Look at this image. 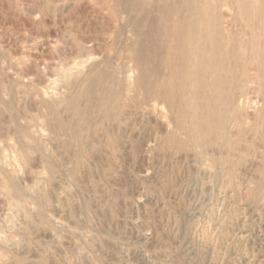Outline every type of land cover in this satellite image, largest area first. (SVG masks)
<instances>
[{"label":"rangeland","instance_id":"obj_1","mask_svg":"<svg viewBox=\"0 0 264 264\" xmlns=\"http://www.w3.org/2000/svg\"><path fill=\"white\" fill-rule=\"evenodd\" d=\"M0 1L4 5L0 4V264H264V0H120L123 8H126L123 9L122 19H131L135 30L134 48L143 51L146 49L144 52L148 53L145 57L147 63L145 60L141 62L146 69L147 78L154 79L161 74L157 75L156 66L163 68L165 75L156 81L154 79L158 90L163 96L169 92L179 115L187 118L181 123L180 130L177 129L170 136L161 134L154 121L157 118V113L153 110L156 96H151L153 93L149 88L136 92L135 96L128 95L132 99L127 104L123 102L125 97L122 95L113 97L104 93L103 95L113 99L117 96L115 100L119 102L113 108L105 107L106 99L103 98L104 102L101 100L99 107L90 105L92 110L98 111L94 113L90 106L79 105L77 99L86 92V95L89 92L90 95L101 92L102 89L97 90L95 87L98 81L104 80H96L100 77L96 74V77L92 76L93 79H89L84 85L85 90L81 88L77 92L75 103L69 105V118L64 121L61 118V121L58 118L51 120L54 128L46 130L47 139L40 141H28L27 128L36 125L42 118L36 110L30 111L22 102L28 90L26 84L31 78L22 73L28 62L26 53L30 50L32 54H38L36 50L33 52L31 44L35 46L42 41L46 43L44 52L49 64L46 76L57 80L59 72L82 58L79 46L85 40H90L88 43L93 49H100L98 53L107 56L112 69L126 68L133 59L129 47L120 46V41L132 33L126 32L123 22L118 20L115 29L95 25H91L92 28L87 25L88 28L82 21V15L77 14L67 1ZM107 1L109 0L106 3H110ZM127 1L136 4L133 3L131 7ZM147 1L155 2L152 4L155 9L152 6L151 10L146 9ZM62 4H65L64 8L58 10ZM46 5L49 11L45 10ZM99 6L100 3L97 4L98 8ZM111 6L112 3L107 8L101 4L100 9L115 19L114 8ZM140 9L145 14H140ZM196 11H199L203 25L201 48L205 46L201 66L198 65L200 60L196 63L193 37L187 31L189 26H193ZM159 12L161 15L165 13V16H161ZM174 15L178 17L175 18ZM53 28L61 29V33L57 34ZM153 28L160 29L161 32L154 31ZM140 29L141 33H138ZM212 31L218 55L211 69L210 63H207V55L210 53L207 43L209 32ZM145 35H150V39ZM153 36L160 38L157 40ZM142 38L147 44H144ZM198 66L202 76L199 77L200 83H196L191 73V69H198ZM226 85L231 87L232 96ZM90 89L94 92L91 93ZM200 100L201 110L209 113L211 127L206 134L198 130V126L190 118V112L195 113V104ZM226 112L234 123L231 133L224 130L221 120H218L216 133L213 121L222 118ZM77 117L78 120L75 119ZM105 123L111 125L105 126ZM154 138H157L156 143ZM141 139L143 141L140 142ZM93 151L103 154L107 161L93 159ZM110 157L115 165H109ZM11 167L17 168L10 172ZM80 169L86 171L82 177L84 180L79 177ZM154 174L156 180L153 183L149 179ZM169 182H172V186L168 191Z\"/></svg>","mask_w":264,"mask_h":264},{"label":"bare ground","instance_id":"obj_2","mask_svg":"<svg viewBox=\"0 0 264 264\" xmlns=\"http://www.w3.org/2000/svg\"><path fill=\"white\" fill-rule=\"evenodd\" d=\"M5 1V0H4ZM60 1H64V3H66V1H67V4L68 5H71V8L75 11V12H77V14H79V15H82V17H83V19H82V21H84V23H85V25L87 26V25H92V26H99V27H103V28H106V29H115V27H116V20H118V21H120L121 23L123 22V26H124V30L126 31V32H131L132 33V35H127L125 38H122L121 39V41H120V46H124V47H129L128 49H129V52H130V56L132 57V59H133V61L131 60V62L132 63H129L130 65H128L126 68H121V70H118V69H112L111 68V66H110V64H109V61H108V58H107V56L105 55V56H103V55H101V52H99L98 53V50H100V49H93L92 48V45L91 44H89L88 42H90V40H85V41H81V45L79 46L80 48L79 49H81L82 50V58L79 60V61H77V62H75L71 67H69V68H67V69H63L61 72H59L58 74H60L58 77L59 78H57V80L56 79H54V80H51L49 77H47L46 76V72H47V67H48V62L46 61V59H45V57H46V53L44 52L45 51V48H46V43L45 42H39V43H36L35 44V46L33 45V43L31 44L33 47V52L36 50V51H38V54L36 53L35 55H34V53L32 54L31 52H30V50L28 51V53H26L27 54V57H28V62H27V64L25 65V69H23V71H22V73H23V75L25 74L26 76H30L31 78H30V81L28 82V84H26V86L28 87V90L25 92V95L23 96V99H22V102H23V104L30 110V111H32V110H36L38 113H39V116H40V118H42V121H38V123L36 124V125H31V127L29 126H24V127H26L27 128V131H28V133H27V138H28V141L29 140H33V139H36L37 141H40V140H45V139H47V136H46V133L47 132H45L46 130H49V131H51L53 128H54V123H52L51 122V120H53V119H55V118H58V120L59 121H61L59 118H61L63 121L65 120V119H68L69 118V116H70V113H69V105H71L74 101H75V98L77 97V95H78V91L81 89V88H83L84 87V85L89 81V79H93L92 78V76H94L95 75V77H96V74L97 75H99L100 77H99V79L97 78H94V80L96 79V80H100V79H103L104 80V82H101V81H98L99 83L96 85V87H95V89H102L101 90V92L99 93H94V94H92V95H90V92H89V95H86L87 94V92H86V94H84L82 97H80L79 99H77V103L79 104V105H81L82 107H87V106H95V108H96V106H98L99 107V105L101 104L100 103V101L104 98V100H105V104H104V106L106 107V106H113V107H115L114 105H117L116 103L117 102H119V100H115L116 98H117V96H116V98L115 99H113L112 97H107V95L105 96V95H103L104 93H106V94H108V95H113V97H114V95H122V96H124L125 98H123L124 100H123V102H125V104H127L126 102H128L129 103V100H131L132 98H130L131 97V94H133L134 96H135V94H137L136 92H140V90H146V88H149L151 91H152V93L153 94H151V96L152 95H155L156 97H155V104H154V107H153V110L157 113V118H156V120H154V121H156L157 122V127L156 128H158L159 130H160V133L162 134L163 133V135L165 136V135H169L170 136V134H172V133H174L175 131H177V129H179L180 127H181V123L187 118H185V117H181L180 115H179V113H178V109L176 108V106H174V102L173 101H171V99H170V95H169V92H167V90H166V94H164V96L162 95V94H160V92H159V87L157 86V82H155L157 79H159V77L160 78H162L164 75H165V71L163 70V68L161 69L160 68V66H156V68L157 69H155V71H156V73H157V75H159L160 73V75L157 77V78H155L154 77V74H153V77H154V79H155V81H154V79H148L147 78V76H146V73H145V68L142 66V63L141 62H144V60H145V62H146V60L147 59H145V57H146V55L148 54H146L144 51L146 50H144L143 51V49H135L134 48V43H135V30H134V28H133V26H132V23H131V19L130 20H125V19H122L123 18V14H124V11H123V9L125 8V6H124V8H123V6L121 5V3H120V0H109V1H107V2H110V3H112V6L111 7H113L114 8V11H113V15H114V17H115V19L114 18H112V17H110V15H106L104 12H102V9H100V7H101V4H104V7L105 8H107V7H109V5H110V3H106V0H100V2L99 1H97V0H60ZM128 1H133V0H128ZM127 1V2H128ZM156 1V0H155ZM164 1V0H163ZM181 1V0H180ZM183 1V0H182ZM198 1V0H197ZM233 1V0H232ZM231 1V2H232ZM235 1V0H234ZM45 2V1H44ZM100 3V6H99V8L97 7V4H99ZM125 2V1H124ZM126 2V3H127ZM161 2V1H160ZM184 2V1H183ZM201 2V1H200ZM218 2V1H217ZM129 3V2H128ZM133 3H135L136 4V2H133ZM132 3V4H133ZM155 2H151V1H147V3H146V9H148V10H151L152 9V4H154ZM157 3V2H156ZM164 3V2H163ZM163 3H160V4H163ZM166 3H168V1L166 2ZM165 3V4H166ZM221 3V2H220ZM225 3V2H224ZM235 3V2H234ZM0 4H1V1H0ZM3 4V3H2ZM1 4V6H4V5H2ZM14 4V3H13ZM132 4H130L129 3V5L131 6ZM141 4H142V2H141ZM182 4V3H181ZM207 4H208V2H207ZM233 4V3H232ZM236 4V3H235ZM235 4H234V7H235ZM242 4V3H241ZM5 5H7V4H5ZM64 5L65 4H62V5H60L59 6V9L58 10H62L63 8H64ZM144 5V4H143ZM158 5V4H157ZM183 5V4H182ZM201 5V4H200ZM229 5V4H228ZM103 6V5H102ZM139 6H140V3H139ZM152 6V7H151ZM155 6H156V4H155ZM165 6H167V4L165 5ZM18 7V6H17ZM53 7V6H52ZM104 7H103V9H104ZM132 7V6H131ZM134 7V6H133ZM158 7H159V5H158ZM158 7H157V9H158ZM162 7H164L163 5H162ZM186 7V6H185ZM196 7V6H195ZM233 7V8H234ZM10 8V7H9ZM140 8H142V6L140 7ZM154 8V7H153ZM166 8V7H165ZM182 8V7H181ZM224 8V7H223ZM7 9V8H6ZM66 9V8H65ZM126 9V8H125ZM132 9V8H131ZM134 9V8H133ZM132 9V10H133ZM155 9V8H154ZM210 9H211V7H210ZM10 10V9H9ZM45 10L46 11H49V8H48V6L46 5L45 6ZM130 10V9H129ZM142 10H143V8H142ZM142 10L140 9V11L142 12ZM166 10V9H165ZM183 10V9H182ZM209 10V9H208ZM12 11V10H11ZM139 11V10H138ZM154 11V10H153ZM152 11V13H154ZM156 11V10H155ZM170 11H171V9H170ZM169 11V12H170ZM177 11H178V9H177ZM179 11H181V9L179 10ZM191 11V10H190ZM13 12V11H12ZM45 12V11H44ZM74 12V13H75ZM140 12V14H145V13H141ZM150 12V11H149ZM157 12V11H156ZM164 12V11H163ZM167 12V11H166ZM195 12V11H194ZM217 12V11H216ZM251 12V11H250ZM48 13V12H47ZM52 13V12H51ZM151 13V14H152ZM160 13V12H159ZM159 13H158V15H159ZM172 13V12H171ZM182 13L184 14V12L182 11ZM187 13H189V12H187ZM199 13V11H196V18H195V20L193 21L194 23H193V26H189L188 28H187V31L190 33V36L191 37H193V41H194V47H193V50L195 51V58H196V63L198 62V65H200L201 66V60H202V51L205 49V46L203 45V48H201V43H200V39H201V33H202V31H203V25H202V23H201V21H200V19H202V18H199L200 17V14H198ZM212 13V12H211ZM55 14V13H54ZM54 14H53V16H54ZM139 14V15H140ZM165 14V13H164ZM163 13H162V15H164ZM167 14V13H166ZM194 14V13H193ZM214 14V13H213ZM223 14H224V12H223ZM26 15V14H25ZM34 15V14H33ZM50 15V14H49ZM60 15V14H59ZM73 15H75V14H73ZM131 14H129V16H130ZM160 15H161V13H160ZM159 15V16H160ZM161 15V16H162ZM178 15H180V12L178 13ZM210 15V14H209ZM14 16V15H13ZM23 16V15H22ZM53 16H52V18H53ZM165 16V15H164ZM168 16V15H167ZM176 15H174V17H175ZM185 16V19H186V15H184ZM194 17H195V15H193ZM212 16V15H211ZM1 17V16H0ZM3 17H4V15H3ZM59 17V16H58ZM155 17H158V16H156V14H155ZM154 17V18H155ZM173 17V16H172ZM173 17V18H174ZM176 17H178V16H176ZM175 17V18H176ZM240 17V16H239ZM11 18V17H10ZM43 18V17H42ZM52 18H51V20H52ZM147 18H148V16H147ZM147 18H146V20H147ZM152 18H153V15H152ZM165 18V17H164ZM175 18H174V20H175ZM204 18V17H203ZM221 18V17H220ZM12 19V18H11ZM19 19V18H18ZM67 19V18H66ZM70 19V18H69ZM75 19V18H74ZM163 19V18H162ZM181 19V18H180ZM205 19V18H204ZM5 19H3V21H4ZM21 20V19H20ZM45 20V19H44ZM58 20V19H57ZM155 19H153V21H154ZM158 20H160V19H158ZM169 20V19H168ZM167 20V21H168ZM178 20H179V18H178ZM182 20V19H181ZM254 20V19H253ZM14 20H12V22H13ZM40 21V20H39ZM67 21H70V20H67ZM162 20H160V22H161ZM180 21V20H179ZM183 21H184V19H183ZM189 21V20H188ZM2 22V21H1ZM0 22V23H1ZM15 22V21H14ZM17 23H18V21H16ZM20 22V21H19ZM33 22V21H32ZM52 22V21H51ZM61 22H63V19H61ZM81 22V21H80ZM146 22V21H145ZM144 22V23H145ZM159 22V21H158ZM181 22V21H180ZM179 22V23H180ZM237 22V21H236ZM39 23V22H38ZM60 23V22H59ZM70 23H72L71 21H70ZM78 24H79V22H77ZM147 23V22H146ZM162 23H163V21H162ZM161 23V24H162ZM206 23V22H205ZM208 23V22H207ZM210 24H211V22H209ZM213 24H214V21L212 22ZM11 24V23H10ZM36 24V23H35ZM65 24H66V22H65ZM69 24V23H68ZM149 24H150V21H149ZM164 24H165V22H164ZM167 24H169L168 22H167ZM170 24H171V21H170ZM175 24V23H174ZM182 24V23H181ZM228 24H230V23H228ZM228 24H226V25H228ZM237 24V23H236ZM21 25H22V23H21ZM27 25V24H26ZM30 25H32L31 23H30ZM64 25V24H63ZM72 25H73V23H72ZM163 25V24H162ZM172 25H173V23H172ZM178 25V24H177ZM185 25V24H184ZM212 25V24H211ZM215 25V24H214ZM213 25V26H214ZM234 25V24H233ZM238 25V24H237ZM255 25V24H254ZM76 26H79V25H76ZM92 26H91V28H92ZM151 26V24L149 25V27ZM157 26H160L159 24L157 25ZM164 26V25H163ZM169 26V25H168ZM178 26H180V25H178ZM236 26V25H235ZM67 27V26H66ZM72 27V26H71ZM75 27V26H74ZM73 27V28H74ZM88 28H89V26H87ZM122 27V26H121ZM162 27V26H161ZM216 27V26H215ZM233 27V26H232ZM30 28V27H29ZM33 28V27H32ZM38 28V27H37ZM63 28H64V26H63ZM82 28V27H81ZM142 28V27H141ZM152 28V27H151ZM158 28H160V27H158ZM163 28V27H162ZM171 28H172V26H171ZM177 28V27H176ZM207 28H208V26H207ZM213 28V27H212ZM43 29V28H42ZM53 29H55V28H53ZM65 29V28H64ZM84 29V28H83ZM100 29V28H99ZM154 29V28H153ZM169 29H170V27H169ZM181 29H183V27L181 28ZM206 28H204V30H205ZM209 29H210V27H209ZM208 29V30H209ZM34 30H35V28H34ZM39 30V29H38ZM52 30V29H51ZM56 30V32H57V34H59V33H61V29L59 30L58 28H56L55 29ZM77 30V29H76ZM82 30V29H81ZM92 30V29H91ZM141 30L142 29H140V32H138V33H141ZM147 30V29H146ZM160 31L161 32V30L159 29V30H157V29H154V31ZM174 30V29H173ZM227 30H228V28H227ZM233 30V29H232ZM25 31V30H24ZM33 31V30H32ZM80 31V30H79ZM106 31V30H105ZM124 31V34L126 33ZM148 31V30H147ZM153 31V32H154ZM163 31H164V29H163ZM178 31V30H177ZM181 31V30H180ZM183 31V30H182ZM181 31V32H182ZM36 32H38V31H36ZM35 32V33H36ZM98 32V31H97ZM151 32V31H150ZM175 32V31H174ZM179 32V31H178ZM186 32V31H185ZM185 32H184V35H185ZM228 32H229V30H228ZM233 32V31H232ZM33 33V32H32ZM143 33H144V30H143ZM146 33V32H145ZM152 33V32H151ZM207 33V32H206ZM51 34V33H50ZM53 34V33H52ZM69 34V33H68ZM147 34V33H146ZM149 34V33H148ZM153 34H155V33H153ZM157 34V33H156ZM162 34H163V32H162ZM175 34V33H174ZM177 34V33H176ZM180 34V33H179ZM33 35V34H32ZM44 35V34H43ZM142 35V34H141ZM168 35V34H167ZM169 35H170V32H169ZM187 35V34H186ZM205 35V34H204ZM203 35V36H204ZM225 35V34H224ZM11 36V35H10ZM33 36H36V35H33ZM41 36V35H40ZM81 36V35H80ZM97 36V35H96ZM145 36H148V35H145ZM150 36V35H149ZM148 36V38L150 39V37ZM157 36H158V34H157ZM156 36V37H157ZM163 35H161V37H162ZM164 36H165V34H164ZM180 36H181V34H180ZM189 36V37H190ZM232 36V35H231ZM230 36V37H231ZM264 36V35H263ZM86 37V36H85ZM89 37V36H88ZM87 37V39H89ZM99 37V36H98ZM154 37V36H153ZM156 37H154V38H156ZM169 37V36H168ZM178 37V36H177ZM176 37V38H177ZM229 37V36H228ZM29 38V37H28ZM158 39L157 40H159V38L160 37H157ZM164 38V37H163ZM162 38V39H163ZM167 38V37H166ZM170 38V37H169ZM173 38V37H172ZM217 38V37H216ZM257 38V37H256ZM264 38V37H263ZM263 38H261V39H263ZM84 39V38H83ZM86 39V38H85ZM91 39H93V37H91ZM101 39V38H100ZM106 39H108L107 37H106ZM174 39V38H173ZM181 39V38H180ZM186 39V38H185ZM255 39V38H254ZM69 40H71V39H69ZM77 40V39H76ZM145 40L147 41V39L145 38ZM175 40H177V39H175ZM187 40V39H186ZM236 40V39H235ZM252 40V39H251ZM7 41V40H6ZM5 41V42H6ZM47 41V40H46ZM60 41V40H59ZM102 41H103V39H102ZM142 41H143V38H142ZM149 41V40H148ZM162 41V40H161ZM169 41H172V39H170ZM181 41V40H180ZM203 41H204V39H203ZM232 41V40H231ZM10 42V41H9ZM48 42H49V40H48ZM47 42V43H48ZM52 42V41H51ZM92 42V41H91ZM105 42V41H104ZM144 42V41H143ZM188 42V41H187ZM250 42V41H249ZM68 43H70L71 44V42L69 41ZM87 43L89 44V45H87ZM117 43V42H116ZM190 43V42H189ZM11 44V43H10ZM9 44V45H10ZM50 44V43H49ZM66 44V43H65ZM64 44V45H65ZM119 44V43H118ZM139 44V43H138ZM141 44H143L142 42H141ZM141 44H139V45H141ZM144 44H147V42L145 43L144 42ZM155 44V43H154ZM157 44L159 45L160 43H158L157 42ZM172 44H174V43H172ZM179 44V43H178ZM68 45V44H67ZM94 45V44H93ZM95 45H97V44H95ZM98 45H100V44H98ZM162 46H163V44H161ZM216 41H215V35H214V33H213V31L212 32H209V35H208V43H207V48H209V54L207 55V63H210V65H211V69L213 68V66L215 65V62H216V56L218 55L217 54V52H216ZM119 46V45H118ZM117 46V47H118ZM119 46V47H120ZM144 46V45H143ZM152 46V45H151ZM157 46V45H156ZM164 46H165V44H164ZM167 46V45H166ZM169 46V45H168ZM172 46V45H171ZM174 46H175V44H174ZM173 46V47H174ZM188 46V45H187ZM65 47V46H64ZM67 47V46H66ZM118 47V48H119ZM172 47V48H173ZM178 47H179V45H178ZM190 47V46H189ZM247 47H249V46H247ZM30 48V47H29ZM71 48H73V47H71ZM99 48V47H98ZM117 48V49H118ZM139 48H140V46H139ZM160 48H161V46H160ZM217 48H218V46H217ZM230 48V47H229ZM152 49H154V48H152ZM151 49V50H152ZM168 49V48H167ZM180 49H181V47H180ZM221 49V48H220ZM234 49H235V47H234ZM25 50V49H24ZM47 50V49H46ZM67 50V49H66ZM68 50H70V49H68ZM67 50V51H68ZM97 50V51H96ZM101 50H103V49H101ZM148 50V49H147ZM158 50H159V48H158ZM163 50H164V48H163ZM192 50V49H191ZM48 51V50H47ZM150 51V50H149ZM177 51H179V48H178V50ZM235 51V50H234ZM23 52V51H22ZM27 52V51H26ZM72 52V51H71ZM161 52V51H160ZM173 52V51H172ZM174 52H176V51H174ZM182 52V51H181ZM180 52V53H181ZM25 53V52H24ZM68 53H70V52H68ZM73 53H74V50H73ZM98 53V54H97ZM123 53H124V51H123ZM170 53V52H169ZM207 53V52H206ZM61 54V53H60ZM64 54V53H63ZM72 54V53H71ZM100 54V55H99ZM151 54H153L152 53V51H151ZM183 54V53H182ZM69 55V54H68ZM74 55V54H73ZM157 55V54H156ZM160 55V54H159ZM162 55H163V53H162ZM165 55V54H164ZM184 55V54H183ZM190 55V54H189ZM247 56V55H246ZM49 57V56H48ZM56 57V56H55ZM148 57V56H147ZM158 58H159V56H157ZM163 57V56H162ZM173 57V56H172ZM250 57V56H249ZM113 58V57H112ZM117 58V57H116ZM127 58H129V57H127ZM157 58V59H158ZM177 58H178V56H177ZM194 58V59H195ZM224 58V57H223ZM229 58V57H228ZM156 59V60H157ZM165 59V58H164ZM174 59V58H173ZM179 59V58H178ZM193 59V60H194ZM162 60V59H161ZM190 60L192 61V59L190 58ZM121 61V60H120ZM153 61V60H152ZM173 61V60H172ZM204 61H205V57H204ZM223 61V59L221 60V62ZM154 62H156V61H154ZM178 62H179V60H178ZM184 62V61H183ZM195 62V61H194ZM231 62V61H230ZM147 63V62H146ZM145 63V64H146ZM148 63H150V61L148 62ZM157 63V62H156ZM159 63V62H158ZM175 63V62H174ZM190 63V62H189ZM204 63V62H203ZM121 64V63H120ZM167 64V63H166ZM188 63H186V65H187ZM193 64V63H192ZM195 64V63H194ZM150 65V64H149ZM153 65V64H152ZM173 65V64H172ZM190 65H191V63H190ZM219 65V64H218ZM225 65H226V63H225ZM110 66V67H109ZM145 66V65H144ZM154 66V65H153ZM192 66V65H191ZM3 67V66H2ZM50 67V66H49ZM122 67V66H121ZM147 67V66H146ZM149 67V66H148ZM147 67V68H148ZM186 67V66H185ZM217 67V66H216ZM228 67V66H227ZM231 67V66H230ZM154 68H155V66H154ZM167 68H168V66H167ZM166 68V69H167ZM175 68V67H174ZM183 68H184V66H183ZM182 68V69H183ZM203 68V67H202ZM225 68V67H224ZM178 69H180V68H178ZM190 69V68H189ZM200 69L201 68H199V66H198V69H197V67H196V69H191V73L193 74V78L195 77V79H196V83H197V81H199L200 80V78L199 77H202V76H200ZM219 69H220V67H219ZM18 70V69H17ZM204 70V69H203ZM169 71V70H168ZM179 71V70H178ZM216 71V70H215ZM225 71H226V69H225ZM147 72H149V71H147ZM173 72V71H172ZM204 72V71H203ZM5 73V72H4ZM21 73V72H20ZM19 73V74H20ZM155 73V74H156ZM218 73V72H217ZM18 74V73H17ZM49 74V73H48ZM149 74V73H148ZM152 74V73H151ZM176 74H177V72H176ZM179 74V73H178ZM12 75V74H11ZM184 75V74H183ZM231 75V74H230ZM5 76V75H4ZM9 76V75H8ZM205 76V75H204ZM146 77V78H145ZM166 77V76H165ZM171 77H172V74H171ZM227 77H228V75H227ZM6 78V77H5ZM170 78V77H169ZM180 78V77H179ZM109 79H111L110 81H109ZM181 79V78H180ZM180 79H179V81H180ZM203 79V78H202ZM2 80V79H1ZM102 80V81H103ZM171 80V79H170ZM174 80V79H173ZM187 80V79H186ZM216 80V79H215ZM226 80H228V79H226ZM233 80V79H232ZM235 80V79H234ZM242 80V79H241ZM93 81V80H92ZM203 81V80H202ZM201 81V82H202ZM239 81V80H238ZM22 82V81H21ZM42 82H44V83H42ZM93 82H95V81H93ZM101 82V83H100ZM166 82V81H165ZM5 83H6V81H5ZM91 83V82H90ZM193 83V82H192ZM199 83H200V81H199ZM198 83V84H199ZM226 83V82H225ZM96 84V83H95ZM94 84V85H95ZM170 84V83H169ZM215 84H217V83H215ZM218 84H220V83H218ZM7 85V84H6ZM184 85V84H183ZM186 85H187V83H186ZM224 85V84H223ZM236 85V84H235ZM234 85V86H235ZM88 86V85H87ZM168 86V85H167ZM179 86V85H178ZM191 86V85H190ZM215 86V85H214ZM220 86H222V85H220ZM227 86V85H226ZM226 86H224L225 88H226ZM86 87V86H85ZM199 87V86H198ZM216 87V86H215ZM223 87V86H222ZM7 88V87H6ZM91 88H92V86H91ZM161 88V87H160ZM184 88H186V87H184ZM200 88H201V85H200ZM220 88V87H219ZM227 88H228V90H229V93H230V95L232 96V91L230 92V89H231V87L228 85L227 86ZM7 89H9V88H7ZM84 89V88H83ZM86 89V88H85ZM84 89V90H85ZM87 89H89V88H87ZM187 89V88H186ZM93 90V89H92ZM91 89H90V91H91V93L92 92H94V91H92ZM149 90V91H150ZM88 91V90H87ZM148 91V92H149ZM174 91H176V90H174ZM199 91V90H198ZM240 91V90H239ZM4 92V91H3ZM144 92V91H143ZM164 92V91H163ZM201 92V91H200ZM199 92V93H200ZM22 93H24L23 91H22ZM212 94H213V92H211ZM227 93V92H226ZM175 94V93H174ZM185 94V96H186V92L184 93ZM190 94V93H189ZM225 94V93H224ZM4 95V94H3ZM128 95L130 96V97H128ZM132 95V97H134ZM177 95V94H176ZM178 95H180L179 93H178ZM177 95V96H178ZM11 96V95H10ZM195 96V95H194ZM200 96V95H199ZM220 96V95H219ZM119 97L120 96H118V99H119ZM181 97V96H180ZM184 97V96H183ZM220 97H222V96H220ZM235 97V96H234ZM127 98V99H126ZM147 98V97H146ZM237 98H239V97H237ZM136 99V101H137V98H135ZM151 99H152V97H151ZM185 100H186V98H184ZM224 99H225V96H224ZM11 100V99H10ZM179 100V99H178ZM231 100H232V97L230 98V102H231ZM236 100V99H235ZM120 101H121V98H120ZM7 102V101H6ZM132 102V101H131ZM139 102V101H138ZM142 102V101H141ZM146 102V101H145ZM176 102H177V100H176ZM185 102V101H184ZM203 102V101H202ZM213 102V101H212ZM222 102V101H221ZM240 102V101H239ZM75 103V102H74ZM140 103V102H139ZM205 103V102H204ZM233 103V102H232ZM235 103V102H234ZM243 103V102H242ZM102 104V105H103ZM141 104V103H140ZM144 104V103H143ZM180 104V103H179ZM253 104V103H252ZM129 105H131V104H129ZM196 109H195V113H192V112H190L191 114V121L192 122H194L195 123V125L196 126H198V130H200L202 133H205V132H208V131H210V119H209V113H206V112H204L203 110H201L202 109V106H201V100H200V102H196ZM208 105H210V104H208ZM244 105V104H243ZM242 105V106H243ZM91 106H90V108H91ZM104 106H103V108H104ZM121 105H119V107H120ZM123 106H124V104H123ZM232 106V105H231ZM245 106V105H244ZM112 107V108H113ZM117 107V106H116ZM133 107V106H132ZM200 107V108H199ZM211 107V106H210ZM89 108V107H88ZM89 108V109H90ZM131 108V107H130ZM134 108V107H133ZM215 108V107H214ZM227 108V107H226ZM28 109H26V110H28ZM84 109V108H83ZM89 109H86V110H88V112L90 111ZM110 110H111V108H109ZM121 109H123V107L121 108ZM143 109V108H142ZM205 109V108H204ZM209 109V108H208ZM223 109V108H222ZM79 110V109H78ZM81 110V109H80ZM91 110H92V108H91ZM96 110V109H95ZM104 110V109H103ZM114 110H115V108H114ZM114 110H113V113H114ZM124 110V109H123ZM146 110V109H145ZM73 111V110H72ZM92 111H94V110H92ZM99 111H100V109H99ZM107 111V110H106ZM125 111V110H124ZM127 111H130V110H127ZM206 111V110H205ZM216 111V110H215ZM240 111V110H239ZM244 112H245V110H243ZM95 112H98L97 110L96 111H94V113ZM105 112V111H104ZM119 112V111H118ZM148 112V111H147ZM227 112H228V110H227ZM227 112H226V114L225 115H223V117L222 118H219V119H215L214 121H213V127H214V129H216L215 130V132L217 133V131H218V120H221V122H222V126L224 127V130L225 129H227V133H231L230 132V130H231V128L233 127V125H234V123L232 122V120H231V118L227 115ZM230 112V111H229ZM228 112V113H229ZM233 112V111H232ZM244 112H242L243 114H245ZM26 113V112H25ZM121 113V112H120ZM123 114H124V112H122ZM219 113H221V112H219ZM29 114V113H28ZM83 113H81V115H82ZM86 115H88L87 113H85ZM93 114V113H92ZM90 115V116H93V115ZM111 114V113H110ZM127 114V113H126ZM139 114V113H138ZM145 114V113H144ZM197 114V115H196ZM224 114V113H223ZM248 114V113H247ZM251 114H253V113H251ZM251 114H250V116H251ZM23 115V114H22ZM74 115V114H73ZM80 115V116H81ZM112 115V114H111ZM118 115V114H117ZM122 115V114H121ZM141 115V114H140ZM211 115V114H210ZM217 115V114H216ZM28 116V115H27ZM79 116V117H80ZM106 115H104V117H105ZM108 116V115H107ZM184 116H185V114H184ZM249 116V117H250ZM82 117V116H81ZM118 117V116H117ZM141 117V116H140ZM246 117V116H245ZM33 118V117H32ZM88 118V117H87ZM97 118H99V117H97ZM119 118V117H118ZM137 118V117H136ZM254 118V117H253ZM75 119H77L78 120V117L77 118H75ZM74 119V120H75ZM80 119V118H79ZM90 119V118H89ZM112 119V118H111ZM121 119V118H120ZM150 119H153V118H150ZM212 119H213V115H212ZM248 119V118H247ZM73 120V122H75ZM81 120V119H80ZM84 120V119H83ZM92 120H93V118H92ZM105 120V119H104ZM190 120V119H189ZM241 120V119H240ZM239 120V121H240ZM249 120V119H248ZM253 120V119H252ZM62 121V122H63ZM86 121H87V119H86ZM85 121V122H86ZM91 121V120H90ZM94 121V120H93ZM92 121V122H93ZM97 121V120H96ZM106 121V120H105ZM212 121V120H211ZM256 121V120H255ZM58 122V121H57ZM98 122V121H97ZM121 122V121H120ZM153 122V121H152ZM24 123V122H23ZM66 123V122H65ZM80 123V122H79ZM90 123V122H89ZM189 123H190V121H189ZM247 123V122H246ZM16 124V123H15ZM22 124V123H21ZM25 124V123H24ZM58 124V123H57ZM76 124H77V121H76ZM88 124V123H87ZM109 125H111V123H108ZM107 124V125H108ZM147 124V123H146ZM220 124V123H219ZM240 124L242 125V123L240 122ZM73 125V124H72ZM93 125H95V124H93ZM105 126H107L106 125V123L104 124ZM149 125V124H148ZM212 125V124H211ZM221 125V124H220ZM63 126H65V125H63ZM68 126H71L70 124L68 125ZM85 126V125H84ZM97 126V125H96ZM114 126V125H113ZM141 126V125H140ZM144 126H147V125H144ZM12 127V126H11ZM24 127H22V128H24ZM56 127V126H55ZM74 127V126H73ZM117 127V126H116ZM185 127V126H184ZM58 128V127H57ZM87 128V127H86ZM92 128V127H91ZM96 128V127H95ZM101 128V127H100ZM99 128V129H100ZM110 128V127H109ZM192 128V127H191ZM195 128V127H194ZM221 128V127H220ZM77 129V128H76ZM88 129V128H87ZM111 129V128H110ZM11 130V129H10ZM25 130V129H24ZM57 130V129H56ZM72 130V129H71ZM86 130V129H85ZM92 130V129H91ZM90 130V131H91ZM114 130V129H113ZM139 130V129H138ZM151 130H152V127H151ZM180 130V129H179ZM184 130V129H183ZM186 130H188V128L186 129ZM195 130V129H194ZM220 130V129H219ZM236 130V129H235ZM55 131V130H54ZM96 131V130H95ZM111 131V130H110ZM185 131V130H184ZM214 131V130H213ZM60 132V131H59ZM115 132H116V130H115ZM152 132H154V131H152ZM179 132V131H178ZM181 132H183V131H181ZM188 132H191V131H188ZM234 132H236V131H234ZM238 132V131H237ZM55 133H57V132H55ZM83 133V132H82ZM85 133V132H84ZM86 133H87V131H86ZM145 133V132H144ZM147 133H148V131H147ZM155 133V132H154ZM180 133V132H179ZM183 133H185V132H183ZM199 133V132H198ZM211 133V132H210ZM215 133V134H216ZM88 134V133H87ZM86 134V136H88ZM101 134V133H100ZM123 134V133H122ZM206 134V133H205ZM220 134H221V132H220ZM125 135V134H124ZM144 135V134H143ZM143 135H141V136H143ZM147 135V134H146ZM153 135V134H152ZM155 135H156V133H155ZM159 135V134H158ZM179 135V134H178ZM182 135V134H181ZM194 135V134H193ZM212 135H213V133H212ZM227 135V134H226ZM56 136H57V134H56ZM79 136V135H78ZM77 136V137H78ZM81 136H82V134H81ZM120 136V135H119ZM147 136H149V135H147ZM208 136V135H207ZM220 136V135H219ZM85 137V136H84ZM90 137V136H89ZM92 137V136H91ZM99 137H101V136H99ZM139 137V136H138ZM137 137V138H138ZM146 137V136H145ZM180 137H182V136H180ZM179 137V138H180ZM186 137V136H185ZM95 138V136L93 137V139ZM192 139H193V137H191ZM204 138V137H203ZM53 139V138H52ZM77 138H75V140H76ZM81 139V138H80ZM88 139V138H87ZM156 139L157 138H154V142L156 143L157 141H156ZM181 139V138H180ZM202 139V138H201ZM212 140L214 139V138H211ZM221 139H223V138H221ZM17 140V139H16ZM55 140V139H54ZM59 140V139H58ZM84 140V139H83ZM89 140V139H88ZM95 140V139H94ZM124 140V139H123ZM176 140V139H175ZM208 141H209V136H208V139H207ZM72 141V140H71ZM115 141H116V139H115ZM141 141H143V139H141L140 140V142ZM151 141V140H150ZM214 141V140H213ZM16 142V141H15ZM19 142H21V141H19ZM55 142V141H54ZM62 141L60 140V143H61ZM74 142V141H73ZM97 142V141H96ZM153 142V143H154ZM211 142V144L213 143L212 141H210ZM215 142V141H214ZM22 143H23V141H22ZM87 143H88V141H87ZM151 143V142H150ZM178 143V142H177ZM182 143H184V142H182ZM209 142H206V144L207 145H209L208 144ZM217 143V142H216ZM18 144H20V143H18ZM54 144V143H53ZM85 144V143H84ZM97 144V143H96ZM200 144V143H199ZM204 144V143H203ZM62 145V144H61ZM60 145V146H61ZM74 145V144H73ZM72 145V146H73ZM77 145V144H76ZM124 145V144H123ZM215 145V144H214ZM53 146V145H52ZM65 146V145H64ZM64 146H62V147H64ZM81 146V145H80ZM138 146V145H137ZM140 146V145H139ZM138 146V147H139ZM143 146H145V145H143ZM143 146H140V147H143ZM168 146V145H167ZM202 146V145H201ZM204 146L206 147V145L204 144ZM211 146V145H210ZM223 146V145H222ZM23 147V146H22ZM148 147H149V145H148ZM184 147V146H183ZM219 147V146H218ZM21 148V147H20ZM32 148V147H31ZM39 148V147H38ZM37 148V149H38ZM52 148V147H51ZM54 148V147H53ZM55 148H57V147H55ZM59 148V147H58ZM69 148H70V146H69ZM75 148V147H74ZM73 148V149H74ZM152 148H153V146H152ZM151 148V149H152ZM188 148H189V146H188ZM211 148V147H210ZM209 148V149H210ZM226 148V147H225ZM34 149V148H33ZM73 149H71V150H73ZM82 149H84V148H82ZM142 149V148H141ZM150 149V148H149ZM203 149H204V147H203ZM228 149V148H227ZM22 150V149H21ZM64 150V149H63ZM86 150V149H85ZM153 150V149H152ZM201 150V149H200ZM205 150V149H204ZM207 150V149H206ZM211 150V149H210ZM213 150V149H212ZM217 150H219V149H217ZM35 151V150H34ZM78 151V150H77ZM77 151H75V152H77ZM98 151V150H97ZM97 151H93V153L91 154V156L93 157V159L95 158V159H97V160H100V161H102V160H106V158H105V156H104V158H103V154L101 155V153H99V152H97ZM141 151V150H140ZM143 151V150H142ZM145 151H147V150H145ZM216 151V150H215ZM41 152V151H40ZM39 152V149H38V153H40ZM69 152V151H68ZM88 152V151H87ZM150 152V151H149ZM205 152V151H204ZM211 152V151H210ZM225 152V151H224ZM223 152V153H224ZM134 153V152H133ZM142 153V152H141ZM12 154V153H11ZM42 154V153H41ZM78 154V153H77ZM88 154V153H87ZM110 154V153H109ZM108 154V155H109ZM212 155V153H209V155ZM213 154H214V152H213ZM55 155V154H54ZM65 155V154H64ZM72 155H73V153H72ZM111 155V154H110ZM136 155V154H135ZM41 156H43V155H41ZM57 156V155H56ZM214 156H215V154H214ZM38 157V156H37ZM50 157V156H49ZM88 157V156H87ZM112 158H113V156H111ZM109 158L108 160V162L110 163L109 165H115V162L113 161V159L112 158ZM135 157V156H134ZM142 157V156H141ZM147 157V156H146ZM210 157V156H209ZM77 158V157H76ZM138 158V157H137ZM37 159V158H36ZM50 159V158H49ZM88 160H89V157L87 158ZM142 159V158H141ZM148 159V158H147ZM227 159V158H226ZM229 159V158H228ZM138 160H139V158H138ZM146 160V159H145ZM211 160V159H210ZM215 160V159H214ZM231 160V159H230ZM233 160V159H232ZM1 161V160H0ZM27 161V160H26ZM99 161V162H100ZM107 161V160H106ZM40 162V161H39ZM50 162V161H49ZM74 162V161H73ZM91 162V161H90ZM141 162V161H140ZM149 162V161H148ZM57 163V162H56ZM59 163V162H58ZM102 163V162H101ZM143 163V162H142ZM36 164V163H35ZM98 164V163H97ZM149 164V163H148ZM3 165V164H2ZM15 165H17V164H15ZM33 165V164H32ZM40 165V164H39ZM140 165V164H139ZM217 165V164H216ZM58 167V166H57ZM62 167V166H61ZM110 167V166H109ZM152 167V166H151ZM7 168V167H6ZM12 168V167H11ZM16 168L17 167H13L11 170H10V172H14L15 170H16ZM50 168V167H49ZM111 169H112V167H111ZM114 169V168H113ZM2 170V169H1ZM20 170V169H19ZM51 170V169H50ZM81 170V169H80ZM152 170V169H151ZM84 171L85 170H81V175L79 176L80 177V179H83L82 177H84L85 176V173H84ZM6 172H7V170H6ZM5 172V173H6ZM20 172V171H19ZM79 172V171H78ZM86 172V171H85ZM176 172H178V171H176ZM149 173V172H148ZM152 173V172H151ZM150 173V174H151ZM172 174V173H171ZM210 174V173H209ZM86 175H87V173H86ZM108 175H109V173H108ZM114 175V174H113ZM10 176V175H9ZM22 176H24V175H22ZM150 176V175H149ZM15 177H16V174H15ZM17 177H19V176H17ZM75 177V176H74ZM78 177V178H79ZM3 178V177H2ZM13 178V177H12ZM24 178V177H23ZM145 178V177H144ZM148 178V177H147ZM178 178V177H177ZM7 179V178H6ZM75 179V178H74ZM85 179H87V177L85 178ZM149 179V178H148ZM10 180V179H9ZM17 180V179H16ZM84 180V179H83ZM87 180H89V179H87ZM151 182H153L154 183V181L156 180V175L154 174V175H152L151 176V179H149ZM165 180V179H164ZM18 181V180H17ZM17 181H16V183H17ZM145 181V180H144ZM172 181V180H171ZM9 182V181H8ZM76 182V181H75ZM82 182V181H81ZM84 182H86V181H84ZM174 182V181H173ZM15 183V182H14ZM88 183V182H87ZM170 183V182H169ZM11 184H12V182H11ZM10 184V185H11ZM22 184V183H21ZM159 184V183H158ZM174 184V183H173ZM13 185V184H12ZM18 185L19 186H21L20 184H19V181H18ZM88 185V184H87ZM135 185V184H134ZM162 185V184H161ZM160 185V186H161ZM17 186V185H16ZM18 186V187H19ZM171 186H172V182L169 184V186H167V190H168V188H171ZM23 187V186H22ZM164 187V186H163ZM245 187V186H244ZM15 188V187H14ZM24 188V187H23ZM89 188H90V186H89ZM135 188V187H134ZM16 189V188H15ZM18 189V188H17ZM19 190V189H18ZM85 190V189H84ZM94 190V189H93ZM134 190V189H133ZM136 191V190H135ZM169 191V190H168ZM174 191V190H173ZM160 192H162V191H160ZM91 193V192H90ZM170 193V192H169ZM162 194H163V192H162ZM86 195H87V193H86ZM170 195V194H169ZM168 195V196H169ZM172 195V194H171ZM241 195V194H240ZM28 196V195H27ZM161 196V195H160ZM166 197V196H165ZM174 198H175V196H174ZM170 199V198H169ZM177 203V202H176ZM123 204V203H122ZM178 205V204H177ZM126 206V205H125ZM128 206V205H127ZM129 208V207H128ZM122 211V210H121ZM125 211V210H124ZM149 211H151V210H149ZM152 213H154L153 212V210L151 211ZM126 213H127V211H126ZM129 214V213H128ZM132 215V214H131ZM152 215H154V214H152ZM155 217V216H154ZM157 219V218H156ZM115 226H113V228H114ZM161 231H163V230H161ZM140 233V232H139ZM135 234V233H134ZM130 235V234H129ZM132 236H134V235H132ZM142 236V235H141ZM153 237V236H152ZM155 237V236H154ZM135 238V237H134ZM148 238H150V236L148 237ZM156 238V237H155ZM138 239V238H137ZM146 239V238H145ZM154 240V239H153ZM157 241V240H156ZM150 243V242H149ZM155 243V242H154ZM150 244H152V243H150ZM138 257V256H137ZM142 260V259H141ZM145 260V259H144ZM146 261V260H145ZM233 262V261H232ZM143 263V262H142ZM141 263V264H142ZM229 263V262H228ZM144 264H146V263H144ZM150 264V263H149Z\"/></svg>","mask_w":264,"mask_h":264}]
</instances>
